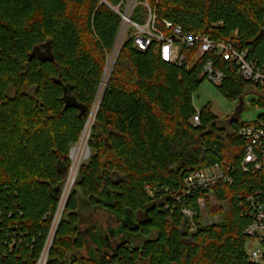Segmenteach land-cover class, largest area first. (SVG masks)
Returning a JSON list of instances; mask_svg holds the SVG:
<instances>
[{"label":"trees","instance_id":"obj_1","mask_svg":"<svg viewBox=\"0 0 264 264\" xmlns=\"http://www.w3.org/2000/svg\"><path fill=\"white\" fill-rule=\"evenodd\" d=\"M148 1L167 35L163 19L186 35L247 49L264 65V0ZM140 11L132 17L144 22ZM121 21L102 0H0V264H36L41 255L70 149L86 129ZM197 51L183 46L186 62L179 66L161 59L157 43L141 50L134 37L126 39L97 108L91 158L70 192L47 264H263L249 258L245 230L253 220L247 197L264 198V160L261 169H242L246 139L238 133L256 121L236 116L221 126L210 104L200 109L199 124L192 118L207 60L223 72L216 86L230 100L257 92L264 108V87L217 50L202 57ZM215 163L232 181L185 195V177ZM202 197L221 204V221L197 222ZM87 201L140 223L147 239L99 254L95 247L105 241L98 230L95 238L82 228Z\"/></svg>","mask_w":264,"mask_h":264},{"label":"built area","instance_id":"obj_2","mask_svg":"<svg viewBox=\"0 0 264 264\" xmlns=\"http://www.w3.org/2000/svg\"><path fill=\"white\" fill-rule=\"evenodd\" d=\"M102 1L113 9L122 20L116 44L120 39L123 40L124 36H126V39L134 37L135 45L141 50L147 49L152 43H157L161 59L179 66H183L186 62V56L182 52L183 46L187 48L198 46V57H202L211 50H217L225 60H232L236 63L238 73L243 78L264 87V65H258L254 60H251L248 57L247 49L238 48L233 43L227 41L216 42L203 34L186 35L183 33L181 26L163 19L164 28L170 31V35H167L164 29L158 26L157 16L148 0H120L116 4H112L107 0ZM140 5L145 9L146 17L144 22L135 21L132 17L134 11ZM116 44L112 50L111 61L116 52ZM203 73L207 79L216 85L220 84L224 78L223 72L215 68L211 60L205 62ZM192 123L194 125L200 123V110H197L194 114ZM238 133L246 139L245 156L241 163L242 169L246 172L250 169L253 171L261 169V160H264V117L258 118L256 122L242 126L238 130ZM75 180L76 170H74V165H71L60 195L58 207L52 219L49 234L36 264H47L50 249ZM220 181L231 182L232 178L219 163H215L209 167L195 170L186 176L184 179V193L185 195H189L190 192L198 188L209 189ZM175 198L179 201L181 200V196H175ZM247 202V212L253 219L245 230L249 235V241L246 246L247 254L251 260L264 264V198L258 194L257 196L251 194L247 197ZM198 204L200 208H205L208 204L207 198H200ZM182 213L190 218L194 216V212L188 207H184ZM256 240L259 241L260 247H256L253 243ZM14 243L15 240L12 239L10 247Z\"/></svg>","mask_w":264,"mask_h":264},{"label":"rangeland","instance_id":"obj_3","mask_svg":"<svg viewBox=\"0 0 264 264\" xmlns=\"http://www.w3.org/2000/svg\"><path fill=\"white\" fill-rule=\"evenodd\" d=\"M139 10H141L140 12L143 13L144 7L140 5ZM125 41H126V36H124L123 40L120 39L117 42L115 51H117L119 48V52H120L121 47ZM111 55H112V52L108 55L107 62L111 61L110 60ZM117 57L115 59L114 65L116 63ZM113 60L114 58L112 59L110 63V67L113 63ZM114 65L112 67V70L114 68ZM106 66H107V63H106ZM105 70H106V67H105ZM109 73H110V68L108 67L106 71V78L109 76ZM104 85H105V81L103 83L102 90H103ZM243 98H244L243 102L239 100L228 99L220 92L216 84L207 78L201 84L199 89L193 94L194 106L196 107V109L200 110L203 106L210 104L212 111L215 113L216 117L218 118V124L221 126H226V127L228 126L227 119H229L230 117L239 116L238 109H240V118L244 122L256 121L258 119V116L264 112L263 106L259 105V103L256 102L259 98V95L257 94V92H249L246 95H244ZM99 100H100V96L95 102V105L91 111L90 117L92 116V114H94V116L96 117L95 114L98 108ZM93 123H95V119ZM92 125L90 129H92ZM84 132L80 140L77 143H75L70 149L71 165L72 166L74 165V170H76V180L74 182V185L80 176L81 167L83 166L84 163H88L91 158V148L89 146V138L91 135V130H89L88 136H86L85 138H84ZM106 199L109 202L112 201V198H106ZM218 205L220 206L221 204L213 200L212 198L210 200V204H207L206 207L203 209L202 207L200 208L201 215H200V219L198 218L197 222L209 224V223L221 221L222 213L219 212V208H217L219 207ZM112 217L114 216L110 214L109 212H107L106 210H102V209L95 210V209H91L90 207H86L82 211V217H81L82 218V228L88 229V228H91V226L96 225V224H98L99 227L101 226L102 228H107V226L109 225L108 221ZM111 220H110L111 222L114 221L113 218ZM197 222L195 221L194 223L191 224V229L196 228ZM115 225L117 224H114V226ZM93 237L96 238L97 236L94 235ZM137 242H140V241H137ZM98 243L99 244L101 243V239L98 241ZM253 243L256 245V247H260L259 246L260 243L258 240L253 241ZM83 254L88 255L87 251H83Z\"/></svg>","mask_w":264,"mask_h":264},{"label":"flooded vegetation","instance_id":"obj_4","mask_svg":"<svg viewBox=\"0 0 264 264\" xmlns=\"http://www.w3.org/2000/svg\"><path fill=\"white\" fill-rule=\"evenodd\" d=\"M86 205L90 207L91 209L104 210V208H102V205L98 203L96 205L91 206V203L87 201ZM105 210L107 211V209ZM109 213L114 216L112 217L114 221L111 222L112 221L111 220L112 218H111L110 219L111 221L110 220L108 221L109 225L107 226V228H102L101 226L99 227L98 224H96V225L91 226V228H89L88 230L89 236H91V235H94V233L92 232L95 231V229H97L99 236L102 237L103 240L105 241V244L103 245V247H95L96 251H98L99 254L104 253V251L109 250L114 245H120L121 243H125V242H129L130 244L133 245V244H136L137 241L142 242L145 239H147V237L143 233H141L142 230L139 229L141 227L140 223L137 222L138 224L137 226H132L128 218L121 219L115 216L112 212H109ZM114 224H117V225L114 226ZM91 246H92V243H88L87 248L90 249Z\"/></svg>","mask_w":264,"mask_h":264},{"label":"water","instance_id":"obj_5","mask_svg":"<svg viewBox=\"0 0 264 264\" xmlns=\"http://www.w3.org/2000/svg\"><path fill=\"white\" fill-rule=\"evenodd\" d=\"M118 53H119V48H118V50H117V51L115 52V54H114V60H113V63H112V65H111V67H110V73H109V76L106 78V71H107V68L109 67L110 61L107 62V66H106V70H105V72H104V76H103L102 84H101L100 89H99V92H98V97L100 96V102H99V105H100L101 100H102V97H103V95H104V92H105V89H106V86H107V83H108V80H109V77H110V74H111V71H112V67H113V65H114V62H115V59H116ZM104 81H105V85H104L103 90H102V86H103ZM242 100H243V99H241V102H242ZM70 104H71L70 102L67 103V105H70ZM238 111H239V116H240V109H238ZM238 111H237V112H238ZM237 112H235V113H237ZM235 118H236V116H235Z\"/></svg>","mask_w":264,"mask_h":264},{"label":"bare ground","instance_id":"obj_6","mask_svg":"<svg viewBox=\"0 0 264 264\" xmlns=\"http://www.w3.org/2000/svg\"><path fill=\"white\" fill-rule=\"evenodd\" d=\"M98 99V98H97ZM99 102H100V100H99ZM98 106H99V103H98ZM96 114H97V111H96ZM95 114V115H96ZM94 119H95V116H94V114H92V116L90 117V119H89V121H88V123H87V125H86V129H85V132H84V138L86 137V136H88V132H89V130H91L90 128H91V125L93 124V121H94ZM93 126V125H92Z\"/></svg>","mask_w":264,"mask_h":264}]
</instances>
